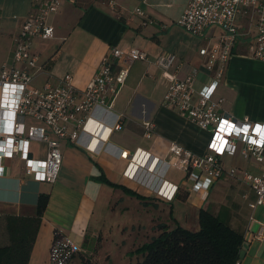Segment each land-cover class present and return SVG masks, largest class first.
<instances>
[{
  "label": "crops",
  "instance_id": "crops-1",
  "mask_svg": "<svg viewBox=\"0 0 264 264\" xmlns=\"http://www.w3.org/2000/svg\"><path fill=\"white\" fill-rule=\"evenodd\" d=\"M188 1L59 0V9L47 19L52 37L33 40L31 51L37 56L40 67L31 83L33 87L54 83L69 75L73 87L82 90L110 49L126 52L135 48L143 52L147 60L132 61L128 65L114 61L116 70L127 71L112 103L113 112L124 116L121 129L107 135L105 125L110 123V117L99 115L105 125L89 122L79 145L62 143L61 164L54 183L26 179L19 183L22 163L17 159L2 162L0 222H5L6 217H34L37 197L47 196L26 264H49V247L55 236L66 237L78 250L68 264H135L140 259L133 254L134 250L158 234L153 228L152 215L147 226L138 221L126 222L128 208L122 203L128 196L93 180L100 173L109 182L153 200V206L143 207L134 199L136 212L139 208L154 210L157 205L167 206L173 220H178L181 214L194 223L191 232L198 229L199 210L221 217L230 229L242 236L237 264H264V239L254 238L259 225L264 224V206L252 211L247 208L253 195L240 178L241 171L260 174L264 161L256 165L243 161L236 153L223 157V170L235 169V176L229 178L223 174L207 191L199 193L190 192L189 185L181 179L171 181L169 175L176 171L168 170L163 181L178 190L176 198L165 202L124 178L128 160H120L116 154V150L126 151L130 157L140 150L157 162L166 161L170 143L195 155L206 152L209 133L161 107L170 77L169 72H161L153 65V59L159 54H172L176 60L170 73L176 71L181 78L196 69L194 89L208 84L209 78L197 56L201 42L175 25ZM32 7V0H0V65L12 64L13 41ZM135 8L145 15L144 26L145 20L133 14ZM212 98L222 99L221 111L236 120L246 118L250 122L264 123V64L245 54L243 42L235 45L223 80ZM142 122L153 125L148 139L143 137ZM35 124L30 119L23 120L24 129ZM103 146L106 151L102 150ZM27 150L31 159L44 160L45 144L30 142ZM141 174L152 182L157 179V174L148 176V170ZM249 217L251 222H248Z\"/></svg>",
  "mask_w": 264,
  "mask_h": 264
},
{
  "label": "built area",
  "instance_id": "built-area-1",
  "mask_svg": "<svg viewBox=\"0 0 264 264\" xmlns=\"http://www.w3.org/2000/svg\"><path fill=\"white\" fill-rule=\"evenodd\" d=\"M32 3V10L13 41L12 64L0 65V177L2 162L17 159L22 163L23 171L19 183L26 179L52 184L61 164L62 143L79 145L80 136L89 122L105 125L99 115L110 117V123L105 125L107 135L121 129L124 116L113 112L112 103L127 71L123 68L116 70L114 61L120 60L128 65L132 61L144 62L147 57L135 48L126 52L110 49L82 90L73 87L69 75L54 83L33 87L31 83L40 67L31 45L35 39L52 37L47 19L57 12L59 0H32ZM133 14L145 20L143 26L146 24L147 19L141 10L135 8ZM175 25L201 42L197 56L209 82L195 90L198 71L192 69L178 78L176 71L170 73L176 60L174 55L161 53L153 59V65L161 72H169L170 82L160 105L209 133L206 152L195 155L170 143L168 159L157 162L140 150L130 157L126 151L116 150L120 160H128L123 177L165 202L172 201L178 190L163 181L168 170L183 174V182L189 185V191L199 193L207 191L223 174L229 178L235 176V169L223 170V157H232L236 153L243 161L249 160L256 165L264 161V123L250 122L246 118L236 120L221 111L222 99L212 98L237 43L243 42L245 54L264 64V0H189ZM24 119L36 124L24 129ZM140 126L143 137L148 139L153 132L152 123L142 122ZM30 142L46 145L44 160L30 158L27 150ZM102 150L106 151V146ZM147 170L148 176L157 174L154 182L141 174ZM240 174L253 195L247 208L252 211L264 206V170L258 175L246 171ZM251 221L249 217L248 222ZM254 238L264 239V224L259 225ZM77 253L69 239L55 236L49 247L48 263L68 264Z\"/></svg>",
  "mask_w": 264,
  "mask_h": 264
},
{
  "label": "trees",
  "instance_id": "trees-1",
  "mask_svg": "<svg viewBox=\"0 0 264 264\" xmlns=\"http://www.w3.org/2000/svg\"><path fill=\"white\" fill-rule=\"evenodd\" d=\"M97 183L119 190L125 196L137 200L143 207L152 205L147 199L130 189L109 182L103 175L94 178ZM176 198V196H175ZM47 203L41 194L35 203L32 218L6 217L4 229L8 244L0 246V264H26L39 221ZM172 228L158 225L157 236L134 250L139 256L135 264H237L242 236L230 229L218 217L207 210L197 213L198 229L191 232L181 228L168 211Z\"/></svg>",
  "mask_w": 264,
  "mask_h": 264
},
{
  "label": "rangeland",
  "instance_id": "rangeland-1",
  "mask_svg": "<svg viewBox=\"0 0 264 264\" xmlns=\"http://www.w3.org/2000/svg\"><path fill=\"white\" fill-rule=\"evenodd\" d=\"M183 177H184L183 174L177 173V172H171L169 175V179L171 181L175 180L177 182H180V179L182 182ZM122 204H123V206L128 208V211H127L128 214H126V218H127L126 222H128V223H135L136 221H138L139 224H142L143 226H147L149 224V220H150L149 215H152L151 218L153 219V228L154 229H156L158 225H162V224L166 225V227L169 229L173 227L172 223H171V221L167 215L168 211H169V207H167V206L157 205L156 206L157 208H155L154 210H152V209H146L145 210L143 208H141V209L139 208L138 211L136 212V210H133L135 205H136V202L133 198L128 197ZM218 218L221 222H224L221 217H218ZM175 221L181 228H184L186 230H193L194 223L193 222L191 223V220H189L187 217H183L180 214V218H178V220H175ZM4 224H5V222H3V221L0 222V246H4V245L8 244V237H7L6 231L4 229ZM156 232H157V230H156ZM106 245H108V243ZM106 248H107V246H105V249Z\"/></svg>",
  "mask_w": 264,
  "mask_h": 264
}]
</instances>
